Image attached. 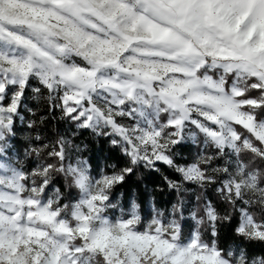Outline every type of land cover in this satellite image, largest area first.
Masks as SVG:
<instances>
[{
  "label": "snow or ice",
  "instance_id": "obj_1",
  "mask_svg": "<svg viewBox=\"0 0 264 264\" xmlns=\"http://www.w3.org/2000/svg\"><path fill=\"white\" fill-rule=\"evenodd\" d=\"M0 264H264V0H0Z\"/></svg>",
  "mask_w": 264,
  "mask_h": 264
},
{
  "label": "trees",
  "instance_id": "obj_2",
  "mask_svg": "<svg viewBox=\"0 0 264 264\" xmlns=\"http://www.w3.org/2000/svg\"><path fill=\"white\" fill-rule=\"evenodd\" d=\"M98 155L99 154L92 156L93 165H95L98 162ZM153 179H154L153 177H147L145 182L150 184L153 181ZM132 184H133V181H130V185H132ZM125 191H127V187H126ZM158 199L163 201V200L167 199V197L161 195L160 197H158Z\"/></svg>",
  "mask_w": 264,
  "mask_h": 264
}]
</instances>
